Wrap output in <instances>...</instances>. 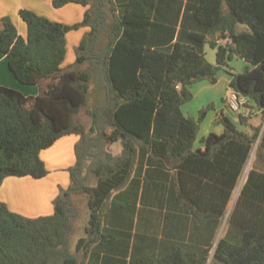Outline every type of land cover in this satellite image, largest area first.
Here are the masks:
<instances>
[{
    "label": "trees",
    "instance_id": "16d2710c",
    "mask_svg": "<svg viewBox=\"0 0 264 264\" xmlns=\"http://www.w3.org/2000/svg\"><path fill=\"white\" fill-rule=\"evenodd\" d=\"M69 4L88 7L82 22L21 9L27 38L0 19V53L15 78L47 83L37 96L0 86V186L46 177L42 151L80 137L53 215L27 218L0 204V264H209L227 217L210 264H264V119L251 124L264 114V0H53ZM81 27L90 31L76 62L62 69L67 35ZM234 59L253 66L230 73L231 91L251 103L249 116L238 114L245 130L222 113L223 132L196 149L213 104L186 116L190 88L216 84Z\"/></svg>",
    "mask_w": 264,
    "mask_h": 264
},
{
    "label": "crops",
    "instance_id": "0c3cea01",
    "mask_svg": "<svg viewBox=\"0 0 264 264\" xmlns=\"http://www.w3.org/2000/svg\"><path fill=\"white\" fill-rule=\"evenodd\" d=\"M33 1V4L31 1H28L24 5L17 4L18 6H15L17 3L16 0H0V19L6 16L11 17L19 31V34L24 38L28 35V29L26 23L21 19L20 15L17 14L21 9L31 10L38 15L45 16L50 20L63 22L67 25H73L74 23L82 21L85 12L88 10V7L80 4H69L63 8L56 9L53 6V0ZM79 5L83 7H80ZM85 28L90 31V28ZM89 31L86 30V34ZM70 36V34L67 35V53L69 50ZM81 37L82 34L79 33L78 36H74V39H81ZM250 69H253L251 64L241 59H234L231 62V71H220L218 74V82L216 84H212L208 80H204L202 81V85L197 87L198 91L195 94L194 99L197 95H200L203 92L216 93V95L223 96L225 107L221 112H217L213 118L212 116L209 117L210 121H208L207 127H205L206 125L203 127L204 131L200 129L201 135H198V141L195 145L196 149L203 147L201 140L211 132H215L217 134H221L223 132L224 127L219 122L220 114L223 113L229 117L227 113L230 112L236 120L238 119V114L233 113L227 105V98L232 92L230 89L232 75L230 73H243ZM220 84H223V91V87H219ZM0 86L15 88L23 92L26 96H37L45 90L47 83H43L41 86L25 87L10 71L8 57L0 53ZM226 86L229 87L227 88V91L225 90ZM206 103H217V98L214 96L213 99H204L201 105H206ZM196 113L197 112H195V110H192L189 115H186H188V117H196ZM263 119L264 114L260 113L251 120V124L257 126L263 122ZM79 139L80 137L77 135L65 136L59 139L49 149L42 151L41 158L45 162L49 171L46 177L42 179H34L32 177H9L5 179L3 184L0 186V204H6L11 211L27 218H38L53 215L55 210V199L58 197L62 189H68L71 184L69 169L76 163L75 146ZM120 151L121 149L119 148L118 153H120ZM247 173L248 167L245 176L242 179V183L244 182ZM221 237L220 230L216 246ZM215 247L211 252L209 264L213 259Z\"/></svg>",
    "mask_w": 264,
    "mask_h": 264
},
{
    "label": "rangeland",
    "instance_id": "374dc122",
    "mask_svg": "<svg viewBox=\"0 0 264 264\" xmlns=\"http://www.w3.org/2000/svg\"><path fill=\"white\" fill-rule=\"evenodd\" d=\"M28 1H31L32 4H33V0H16V5L15 6H18L17 4L19 5H24L25 3H27ZM80 6V5H79ZM80 7H83V6H80ZM19 15V11L17 13ZM83 20V19H82ZM54 21V20H52ZM55 22H58V21H55ZM82 22V21H80ZM78 22V23H80ZM59 23H63V22H59ZM65 24V23H63ZM76 24V23H74ZM25 25V24H24ZM67 25V24H66ZM86 30L89 31V29L85 28V27H81L79 28L78 30H71L68 34H70V39H69V50H68V53H67V56H66V59L62 65V69H68L70 66L74 65L75 62H76V49L77 47L80 45V42L81 40L83 39V37L85 36L86 34ZM79 33L82 34V37L81 39H78V38H75L74 39V36H78ZM27 38V37H26ZM216 50L213 49L209 44L206 46V57H207V60L211 63V64H216L217 63V58H216ZM202 81L201 82H198L196 84H194L193 86H191V91L195 97V94L197 93L198 91V86L200 87V85H202ZM25 86V85H24ZM25 87H32V86H25ZM219 87H223V84H220ZM227 88H229L228 86L225 87V90L227 91ZM220 89V88H218ZM224 87L222 88V91H223ZM215 96V98H217V103H206V105H201L203 100L204 99H213ZM213 104V108L210 109L207 113V116L205 117V119L203 120L202 124H201V130H203V127H207L208 125V121L209 120V117L212 116V118L217 114V112H221L224 107H225V103H224V99H223V96L222 95H216V93H211V92H203L202 94L200 95H197L196 98L192 101H190L189 103H187L186 105L183 106V111H185V115L186 114H190V112L192 110H195V112H197L196 114V117H192V118H198L200 116V112L201 110H203L204 108L208 107L209 105ZM201 106V107H200ZM229 115V118L235 123V125L238 127V129L240 130H245V127L243 125L240 124V122L238 121V119L236 120V118L230 113L228 112L227 113ZM186 115V116H188ZM211 118V119H212ZM78 120H80L81 122H84L87 126L90 125V118L86 116L85 112H81L80 115L78 116ZM201 135V132H199V136ZM118 149H119V146H114L112 148L113 152L115 153H118ZM254 155H252L250 161H249V164H248V171L250 169V166H251V163L254 159ZM242 185V181L240 183V186ZM237 195H238V190L235 194V196L233 197L232 201L230 202V205L228 207V215L233 211L234 207H235V203H236V199H237ZM88 217H89V212H88V209L87 208H84V211H83V217L82 219L80 220L79 222V226L81 227L78 234L74 237V242L77 241V239L84 235V228L85 226L87 225V222H88ZM228 218V217H227ZM227 218L225 219V222H224V225L222 226V229H221V236L224 235L225 231H226V228H227Z\"/></svg>",
    "mask_w": 264,
    "mask_h": 264
},
{
    "label": "built area",
    "instance_id": "2783aa9c",
    "mask_svg": "<svg viewBox=\"0 0 264 264\" xmlns=\"http://www.w3.org/2000/svg\"><path fill=\"white\" fill-rule=\"evenodd\" d=\"M250 101L247 97L239 96L234 92H231L227 98V105L229 109L236 114H243L244 116L250 115V109L248 105H250Z\"/></svg>",
    "mask_w": 264,
    "mask_h": 264
}]
</instances>
